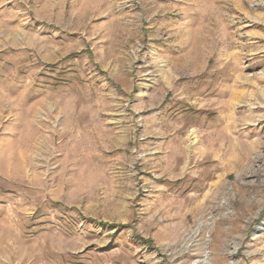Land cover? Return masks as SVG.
Segmentation results:
<instances>
[{
	"label": "rangeland",
	"instance_id": "rangeland-1",
	"mask_svg": "<svg viewBox=\"0 0 264 264\" xmlns=\"http://www.w3.org/2000/svg\"><path fill=\"white\" fill-rule=\"evenodd\" d=\"M0 264H264V0H0Z\"/></svg>",
	"mask_w": 264,
	"mask_h": 264
},
{
	"label": "bare ground",
	"instance_id": "bare-ground-1",
	"mask_svg": "<svg viewBox=\"0 0 264 264\" xmlns=\"http://www.w3.org/2000/svg\"><path fill=\"white\" fill-rule=\"evenodd\" d=\"M201 226H203V223H200L199 228L196 230V233H197V231L200 229ZM205 262H206V261H205Z\"/></svg>",
	"mask_w": 264,
	"mask_h": 264
}]
</instances>
